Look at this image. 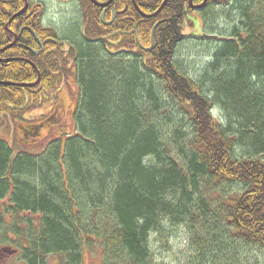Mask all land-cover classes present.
Segmentation results:
<instances>
[{
  "label": "trees",
  "instance_id": "16d2710c",
  "mask_svg": "<svg viewBox=\"0 0 264 264\" xmlns=\"http://www.w3.org/2000/svg\"><path fill=\"white\" fill-rule=\"evenodd\" d=\"M135 1L147 14L163 2ZM27 2L8 25L16 43L0 52L23 59L0 61V80L36 81L32 63L40 79L33 86L0 84V115L18 118L37 107L70 73L79 98L73 132L41 158L22 151L11 158L0 140V197L12 202L10 231L28 243L26 263L46 264L54 254L61 264H80L91 237L101 243V264H164L150 239L171 224L187 235L172 264H259L264 161L239 157L235 147L238 141L240 152L264 150V0H208L204 13L214 3L232 4L235 26L231 36L213 38L214 55L198 79L177 55L192 11L188 0H168L152 17L131 0H115L109 25L91 0H82L83 45L68 49L42 25L44 4ZM24 3L0 0V49L13 40L5 26ZM216 104L226 126L213 113ZM231 183L237 189L226 190Z\"/></svg>",
  "mask_w": 264,
  "mask_h": 264
},
{
  "label": "rangeland",
  "instance_id": "374dc122",
  "mask_svg": "<svg viewBox=\"0 0 264 264\" xmlns=\"http://www.w3.org/2000/svg\"><path fill=\"white\" fill-rule=\"evenodd\" d=\"M30 1L42 2L44 4L42 21L44 25L51 26L56 30L58 38L61 43L64 44L65 49H68L70 44H73L74 46L83 45L84 38L81 34L82 0ZM216 5L218 4L214 3L213 8L206 13H204L203 10H195L185 17L186 20L182 31L185 37L178 45L177 55L179 57L178 59H180L185 66L184 68L186 72L195 79H198L201 76L205 65L211 61L212 55H214L213 48L216 42L213 38L231 36V31L235 26L234 21L231 22L233 19L231 16H234V13L230 11V9H232V4L229 6L220 5L219 7ZM103 19L106 22L105 17H103ZM105 22H103V24H105ZM203 35L208 36L209 39L200 38ZM112 50H116V48ZM78 98L79 88L74 75L70 73L67 78L55 87V89L45 91L44 99L40 100L37 107L33 109L29 108L28 111L23 112L24 114L21 115L24 116V119L20 117L13 118L9 112L1 114L0 140L4 141L11 148V158H15L19 151H22L25 153H34L35 155H38L36 156V159H38L48 151L49 147L53 144L52 142L60 141L63 143L67 135L73 132V114ZM56 107L59 110L60 119L63 120L61 125H58L61 130H55L54 128L53 130L44 127L39 131L38 136L34 135V140L31 137L29 139L21 140L20 123L28 124L41 122L43 118ZM213 113L223 126L228 124V117L221 105L216 104L213 108ZM233 127L237 130L236 126ZM61 133H63V135L59 136ZM239 146L240 143L237 141L235 155H238L239 157L253 155L264 161V150L261 153L252 151L251 154L250 151L240 152ZM149 161L151 163L153 162L150 159L148 162ZM225 189H237V184H225ZM32 219L38 220V217H33ZM23 223V221L19 222L20 225H24ZM163 227L165 228L166 234L152 235L150 245L155 258L158 261H162L164 264H172L174 260L181 256L186 250L187 235L181 225L167 224L163 225ZM10 229L7 220L0 225V244L8 246L9 249H16V251L18 250V253H8V259L3 264H27L26 260L23 259V254L26 252L23 246L27 247L28 243L26 242L25 245L23 234H19L22 237H18L11 232ZM86 243L87 244H84L82 249L80 264H101V243L91 237L89 242ZM256 256L258 263L264 264V248H255V260ZM60 258L61 257L55 256L54 254H47L44 257L46 264H61Z\"/></svg>",
  "mask_w": 264,
  "mask_h": 264
},
{
  "label": "flooded vegetation",
  "instance_id": "af4514ba",
  "mask_svg": "<svg viewBox=\"0 0 264 264\" xmlns=\"http://www.w3.org/2000/svg\"><path fill=\"white\" fill-rule=\"evenodd\" d=\"M92 1V0H91ZM98 3H105L107 0H96ZM114 1L115 0H112L107 6L105 7H101V6H98L96 5L99 9H100V14L101 13H104V17L106 14L108 13H111L112 14V18L110 19V21H106L107 23L111 24L113 21H114V18H115V14H116V7L113 5L114 4ZM93 2V1H92ZM136 2V1H135ZM203 2V0L199 3L195 2L194 0H192V5H189V0H188V5L189 7L191 8V12L195 11V10H199V11H202L206 8V5H207V2L208 0L204 3V5L201 7V8H197V7H194V6H198L199 4H201ZM94 4V2H93ZM134 6V5H133ZM135 7V6H134ZM136 9V8H135ZM188 9V8H186ZM137 10V9H136ZM108 24V25H109ZM22 29H29L28 27H22ZM30 30V29H29ZM10 32V31H8ZM34 31H31V34L32 36L38 41L40 42V39L38 38V36L36 35V33ZM10 33H13V32H10ZM17 37V34L13 33V36ZM14 39V38H13ZM16 41H17V38H16ZM12 42V41H11ZM10 42V43H11ZM69 42V41H68ZM8 43V44H10ZM16 43V42H15ZM7 44V45H8ZM6 45V46H7ZM13 46V45H12ZM10 46V47H12ZM42 46V44H41ZM5 47V46H4ZM3 47V48H4ZM9 47V48H10ZM7 48V49H9ZM6 49V50H7ZM43 48H41L39 51H33L35 52L36 54H40L42 52ZM4 51V50H3ZM2 52V51H0ZM4 58H8V57H0V59H4ZM34 68L38 71L37 67L34 65ZM39 72V71H38ZM40 73V72H39ZM40 78V77H39ZM22 115L24 113H21ZM19 115L20 118H23L24 119V116L22 115ZM58 116V117H57ZM18 117V118H19ZM63 120L60 119L59 117V110L57 109V107L55 109H53V111H51L48 115H46V117L43 118V120L41 122H38V123H28V124H21L19 125L20 129H21V140H25V139H29L30 137L33 138V140L35 139L34 138V135H39V131L44 128V127H48L49 129H60L58 127V125H61V122ZM48 129V130H49ZM53 129V130H54ZM61 130V129H60ZM63 133H61V135L59 136H62ZM53 136V135H52ZM10 205H12V202L10 201L9 197L8 196H4V197H0V225H2V223L6 222V220L8 222H10L12 219H14V215L11 213L9 214V207ZM25 213L22 211L20 213V216L19 217H23ZM16 249H9L8 246L6 245H1L0 244V264H3L5 261H7L8 259V255L11 254V253H14V254H17L18 253V250L16 251ZM9 253V254H8ZM8 254V255H7Z\"/></svg>",
  "mask_w": 264,
  "mask_h": 264
},
{
  "label": "water",
  "instance_id": "95a60500",
  "mask_svg": "<svg viewBox=\"0 0 264 264\" xmlns=\"http://www.w3.org/2000/svg\"><path fill=\"white\" fill-rule=\"evenodd\" d=\"M94 2V4L98 5V6H101V7H105L107 6L112 0H107L105 3H98L96 0H92ZM168 0H163V2L161 3V5L159 6V8L154 12V13H151V14H147V13H143L137 6V4L135 3V0H132V3L133 5L135 6V8L138 10V12L145 16V17H152V16H155L158 14V12L164 7V5L167 3ZM207 0H203V2L201 4H199L198 6H194V7H197V8H201L204 3L206 2ZM189 5H192V0H189ZM28 6V2L27 0H25V3H24V6L22 9H20L17 13H15L13 16H11V18L8 20L7 24H6V29L8 27V25L11 23V21L17 16V15H20L22 13L25 12L26 8ZM103 17H104V13H101L100 14V19L103 21ZM104 22V21H103ZM160 21L156 22L152 28V33H151V36L153 38V33H154V29L156 28V26L159 24ZM108 24V23H107ZM34 34V33H33ZM16 35L14 36V40L8 44L7 46H5L4 48L0 49V50H6L7 48H9L10 46L14 45L15 42H16ZM1 61H5V62H8V61H11L12 59H0ZM39 81V73H38V79L33 82V83H23V82H8V81H5V82H2L0 81V84H8V85H15V86H19V87H24V86H33L35 85L36 83H38Z\"/></svg>",
  "mask_w": 264,
  "mask_h": 264
},
{
  "label": "bare ground",
  "instance_id": "6f19581e",
  "mask_svg": "<svg viewBox=\"0 0 264 264\" xmlns=\"http://www.w3.org/2000/svg\"><path fill=\"white\" fill-rule=\"evenodd\" d=\"M138 8H139V6H138ZM140 9V8H139ZM141 10V9H140ZM44 11V10H43ZM138 11V10H137ZM142 11V10H141ZM143 12V11H142ZM17 13V12H16ZM143 13H145V12H143ZM43 14V13H42ZM140 14V13H139ZM14 15V14H13ZM12 15V16H13ZM18 16V15H17ZM16 16V17H17ZM143 16V15H142ZM145 17V16H144ZM41 22H42V25L45 27V28H52V29H54L53 27H51V26H48V25H44V23H43V21H42V18H41ZM55 30V29H54ZM82 30V29H81ZM56 31V30H55ZM34 33V32H33ZM81 34H82V31H81ZM5 59H12L11 61H8V62H5V61H1L2 63H4V64H7V63H9V62H12V61H15V60H22L23 58L22 57H8V58H4V60ZM24 60H26V61H29L28 59H24ZM30 63H32L31 61H29ZM32 65L34 66V64L32 63ZM0 81H2V82H5L4 80H0ZM9 82V81H8Z\"/></svg>",
  "mask_w": 264,
  "mask_h": 264
}]
</instances>
